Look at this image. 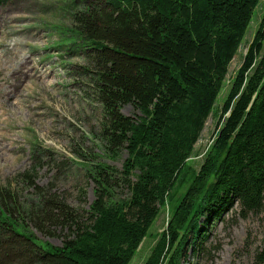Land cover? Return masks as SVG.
I'll return each instance as SVG.
<instances>
[{"label": "trees", "instance_id": "trees-1", "mask_svg": "<svg viewBox=\"0 0 264 264\" xmlns=\"http://www.w3.org/2000/svg\"><path fill=\"white\" fill-rule=\"evenodd\" d=\"M259 1L82 0L62 43L81 45L88 61L104 155L126 157L120 170L82 161L94 197L82 214L35 186L37 159L15 179L35 190L36 206L9 184L0 187V264H129L169 206L143 264H183L199 257L210 230L235 206L242 217L262 211L264 16L210 150L198 171L189 163ZM127 105L136 118L121 113ZM30 225L60 246L38 240ZM255 259L264 264V243Z\"/></svg>", "mask_w": 264, "mask_h": 264}, {"label": "rangeland", "instance_id": "rangeland-1", "mask_svg": "<svg viewBox=\"0 0 264 264\" xmlns=\"http://www.w3.org/2000/svg\"><path fill=\"white\" fill-rule=\"evenodd\" d=\"M81 2L12 0L0 6V187L9 184L22 203L36 206L35 190L15 179L37 159L35 186L82 214L94 199L82 161L105 162L120 170L126 154L117 160L104 155L99 139L103 111L85 71L88 61L81 45L62 43L70 38L72 15L83 9ZM263 16L264 0H260L194 147L189 162L194 171L216 138L220 108ZM121 113L138 115L129 105ZM45 150L52 161L43 157ZM169 207L160 210L129 264L144 263L156 236L165 229ZM30 230L38 240L60 246V239L42 236L31 225ZM263 243L264 207L260 213L242 217L235 206L210 230L199 257L183 264H255Z\"/></svg>", "mask_w": 264, "mask_h": 264}]
</instances>
